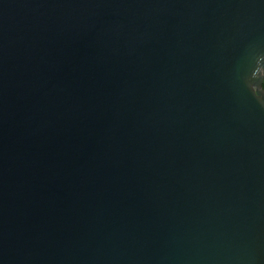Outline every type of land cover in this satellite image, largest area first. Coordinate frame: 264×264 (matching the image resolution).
Listing matches in <instances>:
<instances>
[{
	"label": "water",
	"instance_id": "1",
	"mask_svg": "<svg viewBox=\"0 0 264 264\" xmlns=\"http://www.w3.org/2000/svg\"><path fill=\"white\" fill-rule=\"evenodd\" d=\"M264 0H0V264H264Z\"/></svg>",
	"mask_w": 264,
	"mask_h": 264
},
{
	"label": "trees",
	"instance_id": "2",
	"mask_svg": "<svg viewBox=\"0 0 264 264\" xmlns=\"http://www.w3.org/2000/svg\"><path fill=\"white\" fill-rule=\"evenodd\" d=\"M262 88H263V90H264V79H263V82H262Z\"/></svg>",
	"mask_w": 264,
	"mask_h": 264
}]
</instances>
